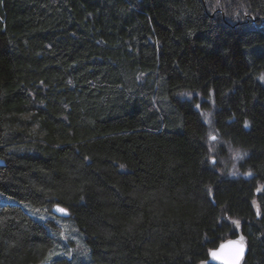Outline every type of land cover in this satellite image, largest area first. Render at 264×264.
<instances>
[{"label": "trees", "instance_id": "trees-1", "mask_svg": "<svg viewBox=\"0 0 264 264\" xmlns=\"http://www.w3.org/2000/svg\"><path fill=\"white\" fill-rule=\"evenodd\" d=\"M251 18L264 0H0V264H206L237 237L264 264ZM211 131L244 155L210 159ZM53 204L88 259L48 258Z\"/></svg>", "mask_w": 264, "mask_h": 264}, {"label": "rangeland", "instance_id": "rangeland-1", "mask_svg": "<svg viewBox=\"0 0 264 264\" xmlns=\"http://www.w3.org/2000/svg\"><path fill=\"white\" fill-rule=\"evenodd\" d=\"M251 22L254 24L258 22V27L264 26V20L260 18H251ZM210 110L203 111V117L207 123L210 122ZM215 137V140L212 139ZM210 141L213 143L210 150V159H240L244 155V151L241 149L233 148L230 145L225 144L223 149V155H218L219 147L221 146V141H218V137L212 131L210 132ZM11 200L8 196L4 195L0 192V206L5 203H10ZM31 213L36 216L38 219L47 220L51 217H54L52 214L46 212V210H37L31 211ZM55 223L59 227V238L60 243L57 248L53 249L49 254V257L57 256V255H65L68 257H73L75 259H88V251L87 248L82 241V238L78 234L77 229L74 227L73 223L69 220V218H64L61 220H55ZM47 261L41 264H47Z\"/></svg>", "mask_w": 264, "mask_h": 264}, {"label": "water", "instance_id": "water-1", "mask_svg": "<svg viewBox=\"0 0 264 264\" xmlns=\"http://www.w3.org/2000/svg\"><path fill=\"white\" fill-rule=\"evenodd\" d=\"M2 161L0 160V165H2ZM59 209H63L64 211L61 212ZM51 213L61 217L66 218L69 216V211L67 208L63 207L60 204H53L51 207ZM241 237L237 238H229L225 241H222L216 248L212 249L209 252L208 260L206 264H241L246 247L242 240V251L241 245L235 242L240 241ZM215 253V255H213Z\"/></svg>", "mask_w": 264, "mask_h": 264}, {"label": "snow or ice", "instance_id": "snow-or-ice-1", "mask_svg": "<svg viewBox=\"0 0 264 264\" xmlns=\"http://www.w3.org/2000/svg\"><path fill=\"white\" fill-rule=\"evenodd\" d=\"M212 139L215 140V137H212ZM59 211L63 212L64 210L63 209H59ZM233 223H236L238 225V222L237 221H233ZM242 240H243V238H241L240 241L235 242V243L241 245V249H240L241 251H242ZM213 255H215V253H213ZM236 264H238V261L236 262Z\"/></svg>", "mask_w": 264, "mask_h": 264}]
</instances>
